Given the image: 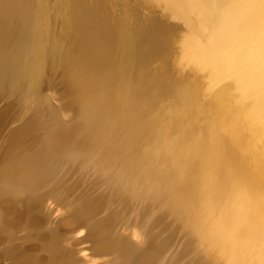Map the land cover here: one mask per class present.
<instances>
[{
  "label": "bare ground",
  "instance_id": "6f19581e",
  "mask_svg": "<svg viewBox=\"0 0 264 264\" xmlns=\"http://www.w3.org/2000/svg\"><path fill=\"white\" fill-rule=\"evenodd\" d=\"M27 1L41 8L30 23L17 10ZM94 1L100 20L73 28L55 0H0V87L15 91L22 111L35 108L41 88L61 92L66 85L74 109L71 116L59 102L42 107L38 101V114L5 137L17 114L0 107V159L7 161L0 179L57 197L56 212L81 195L78 177L92 173L77 176L80 158L92 163L89 168L106 162L104 185L113 173L117 179L116 189L110 181L105 186L103 198L80 196L83 205L73 219L60 216V230L68 234H40L32 227L40 235L31 238L45 251L32 263L91 264L92 252L86 258L79 253L88 241L89 251L100 255L97 264H228V253L264 264V0ZM19 64L30 84L15 85L12 72ZM56 84L64 86L59 91ZM95 182L98 189L102 184ZM153 184L164 188L167 200L151 199L149 206L144 198ZM5 192L0 220L7 230L25 225L30 231L37 213L24 212L28 201L21 209ZM121 195L129 210L112 213L108 202ZM36 199L32 203L42 202ZM97 218L105 222L91 230ZM94 231L102 238H94ZM55 242L74 252L65 254Z\"/></svg>",
  "mask_w": 264,
  "mask_h": 264
},
{
  "label": "rangeland",
  "instance_id": "374dc122",
  "mask_svg": "<svg viewBox=\"0 0 264 264\" xmlns=\"http://www.w3.org/2000/svg\"><path fill=\"white\" fill-rule=\"evenodd\" d=\"M59 1V2H58ZM93 0H55V4L56 3H58L57 5H59V6H57L58 7V9L59 10H61V13H62V16H64L63 18L64 19H66L65 21L66 22H68V24L69 25H71V27H73V28H82V27H85V26H87L88 24H91V23H94V22H98L99 20H100V14H99V9H98V7H96L97 5H95L94 6V4H95V1L94 2H92ZM32 2V3H31ZM30 2V5H29V2L27 1L26 3H19L18 4V6H17V10L18 11H20V13H21V16L26 20V22H32V20L33 19H35V17L37 16L38 17V13L40 12V6L39 5H37L36 6V4H35V2L34 1H31ZM34 4H35V6H34ZM23 5V6H22ZM29 5V6H28ZM33 5V6H32ZM21 6V7H20ZM25 6V7H24ZM24 9H23V8ZM30 7V8H29ZM38 7V8H37ZM35 8V9H34ZM36 8H37V10H36ZM27 10V11H26ZM32 12V13H31ZM35 12V13H34ZM29 13V14H28ZM37 13V14H36ZM26 14V15H25ZM27 16V17H26ZM36 17V18H37ZM27 18V19H26ZM21 53V54H20ZM20 55V57H21V55H22V51H20L19 53H18V56ZM41 56H43V53H41ZM19 63H21L22 64V62H21V60H19ZM41 63H43V61H40V64ZM19 66V67H18ZM20 67H21V65L19 64V65H17V67H15V69H13V72H12V77H13V75H14V77H13V80L15 81V85H18V86H20V85H22V84H30V82L32 81V79L31 80H29V78H26L24 75H23V73L20 71ZM1 69H2V64L0 63V77H4L5 76V73L4 72H1ZM17 69V70H16ZM20 71V73H18V72ZM2 75V76H1ZM17 79V80H16ZM20 79V80H19ZM29 80V81H28ZM24 81V82H23ZM21 82V83H20ZM19 83V84H18ZM56 86H57V88H58V90L60 91L61 89V87L62 86H64V85H62V84H56ZM6 86L4 85V86H1L0 87V91H1V93H3L5 96H3L2 97V99L0 98V107H2V108H4L5 110H7V111H9V112H11V111H13V113H15V114H17V116H16V118H15V120H17L16 122H15V120L13 121V122H15V123H12L11 125H10V128H8L7 129V131H5L4 133H3V135L5 134V137H8L9 136V133L13 130H11V131H9L10 129H11V127L12 128H17V127H19L18 125H22V122L23 121H25L31 114L32 115H37L38 114V110L40 109V106H46V104H47V102H48V105H52L53 107H55V104H57L58 102L59 103H61L62 105H63V107H64V109L65 110H67L68 112H69V114L72 116H74V109H73V107L71 108V106L72 105H69V104H71L70 103V99H71V95H69V94H71V93H67V92H70L69 91V89H68V87H66V85H65V89L66 90H68L67 92H66V90L64 89L63 90V87H62V90H61V92H55V91H53L54 92V95H53V97H52V94H53V92L51 91V90H47V88H45L46 90H44L43 91V89L41 88V93H40V98L38 97V101H40V103L38 102V101H36L37 103H35L34 104V107L36 108H33V105L30 107V105L29 106H25L24 107V110H20L21 109V106H19L18 105V103H16V98H14V96L15 95H13V94H16L15 93V91L14 90H11V93H10V91H8V93H10V94H8L7 93V91H6V89H4ZM16 86H14V88H15ZM7 88V87H6ZM5 90V91H4ZM51 91V95H49L48 97H49V99L47 98V96H46V94L48 93V92H50ZM64 91V93H63V96H65V97H63L62 96V94H58V93H62ZM13 92V93H12ZM42 92H44V93H42ZM65 93H66V95H65ZM49 94V93H48ZM47 94V95H48ZM62 98H60L59 96ZM43 96V97H42ZM46 96V97H45ZM68 97H69V99H68ZM6 98V99H5ZM10 98H14V99H10ZM45 99V100H44ZM55 99V100H54ZM66 99H67V101H66ZM3 100V101H2ZM9 100H11V101H9ZM12 100H14L15 101V104L16 105H13V102L14 101H12ZM42 100V101H41ZM48 100V101H47ZM54 100V103H51L52 101ZM5 101V102H4ZM8 101V102H7ZM51 101V102H50ZM68 101H69V103H68ZM12 102V103H11ZM4 103V104H3ZM50 103V104H49ZM39 105L40 104V106L38 107L37 105ZM69 105V106H68ZM4 106H6V107H4ZM16 108H15V107ZM42 106V107H43ZM10 108H11V110H10ZM14 108V109H13ZM20 108V109H19ZM32 108H33V110H32ZM15 109H17L16 111H15ZM22 113H21V112ZM34 111L36 112V113H34ZM73 111V112H72ZM17 112V113H16ZM22 114H24V115H22ZM24 119V120H23ZM74 120H76L77 118H73ZM16 124V125H15ZM14 125L16 126V127H14ZM71 128V127H70ZM70 128L68 129L69 131H70ZM78 133V130H74L73 131V135L74 134H77ZM4 137V138H5ZM3 142V139L0 141V143H2ZM83 155L85 154V153H83V152H81ZM80 153V154H81ZM98 161V160H97ZM88 162H90V161H88ZM94 162H96V161H94ZM84 163H86V162H84ZM83 162H82V158H80V160H79V164H80V166H81V169L79 170L80 172H78V170H77V176L79 175H81V171H85V173H86V170H87V172L89 171V170H91L90 172H94L93 174L91 173V175L90 176H85V175H83V176H81V177H78V179L76 180L79 184L81 183V184H83V183H85L84 185H79L78 186V184H77V182H75V185L77 186V187H79V190H81L82 192H81V198H83V201L85 200V201H87L88 200V198H89V200H90V198H95V199H97L98 197H99V195L101 196L103 193H104V195H102L101 196V198H103L104 196H105V194H106V192H107V189L110 187V186H106L107 184L109 185V181H110V185L112 184V186H115L116 184H115V182H117V179L115 178V173H113L112 175H111V178L108 180V183H106L105 185H104V183L103 182H105V180L103 179V176H102V173L104 172V165L106 164V162L105 163H100V161H99V164H97V163H94V164H96V167H100V165H101V168H96L95 167V165H93L96 169H93V168H89L90 166L92 167V163H87V164H84ZM4 165H7V161H6V159H0V167L1 166H4ZM85 165H89L88 166V168L86 167V168H84L85 167ZM98 165V166H97ZM82 167H83V169H82ZM100 169V170H99ZM93 170V171H92ZM100 171V172H99ZM99 172V173H98ZM84 173V174H85ZM94 176H97V177H94ZM113 176V177H112ZM86 177H88V178H86ZM98 177H99V179H102V181H99V179H98ZM102 177V178H101ZM81 178H83L84 179V181L81 179ZM92 178V179H91ZM95 178H97V179H95ZM113 178V179H112ZM85 179H87V180H85ZM90 179V180H89ZM95 179V180H94ZM116 179V180H115ZM92 180V181H91ZM112 180V181H111ZM2 181V182H1ZM7 181V182H6ZM80 181V182H79ZM94 181V182H93ZM95 181H97V183L98 184H102L101 186L100 185H98V189H97V185L95 184L96 182ZM115 181V182H114ZM5 182V183H4ZM11 182V183H10ZM90 183V182H92L93 184H94V186H93V184H92V186H90V188H89V185H91V183L88 185V183ZM101 182V183H100ZM113 182V183H112ZM2 183V184H1ZM15 184H16V186H15ZM18 184H22V183H18V182H12V179H10V178H6L5 179V181H4V178H3V180H1L0 179V192L1 191H3V192H5V190H6V194H8L9 196L8 197H11L12 199H16L17 198V202L16 203H18L17 205L21 208L23 205V209H26V211L25 210H23L24 212H28V213H37V221H36V223L33 225V226H31L30 228H29V230L31 231H28L27 230V228H28V226H25L24 225V227H26V229H24L23 228V225L22 226H18V227H15V228H12V229H10V230H7V227H6V225H5V223L3 222V221H1L0 220V264H34L35 262L33 261V263H32V260H34V259H36L37 257H39L41 254L42 255H44V253H45V251H44V248L42 249V247H43V245L41 244V243H34V241L36 242V239L37 238H31V235L32 234H34V236H36V234L37 235H40V234H42V233H44V234H48V233H50V232H52V231H54V230H56V231H54V232H52V233H59V234H61V233H63L64 234V232L66 233V234H68L69 233V229H67L68 231H66V229L65 230H60V227H59V225L60 224H58V223H60L61 222V220L63 221V219H61V218H63V217H60L61 215H63V214H68L69 213V215H68V218L69 219H71L72 218V215H76L80 210V208H81V205H83L82 204V201H80L79 200V202H81V204L77 207L78 208V210H75V211H73L74 209H77V208H74L73 206H77V205H75V204H77V203H79L78 202V199H79V197H77L76 199H75V197H73V198H71V197H69L70 199L67 201V204H66V206H65V208H59V210L60 211H57L56 212V208H58V207H54L55 206V201L56 200H53L52 201V199H57V197H54V196H51V195H49L48 193H37V191L38 190H36V191H27L26 189V187H25V185L23 186L22 185V187H23V189H22V187H21V189H19V187L18 186H20V185H18ZM57 184V183H56ZM56 184H53V186H55ZM114 184V185H113ZM8 185H10V188H9V186ZM49 185V184H48ZM16 187L17 188V190L14 188L13 189V187ZM83 186V187H82ZM103 186V187H102ZM105 186H106V188H105ZM154 186V187H153ZM153 186H151L152 188H150V192L145 196V198H144V201L145 202H147V203H149V206H151L150 204H153V202H152V200L154 199V200H156L158 203H161V201L163 202V201H165V200H167V198L164 196L165 194H166V192L164 191V188L160 185V184H153ZM159 186V187H158ZM92 187H94V189L95 190H93V188ZM96 187V188H95ZM102 187V188H101ZM116 187H117V185L115 186V187H112V188H114V189H116ZM4 188H6V189H4ZM82 188H84V189H82ZM103 188H105L104 190H103ZM111 188V189H112ZM161 188V189H160ZM8 189V190H7ZM10 189L12 190V192L10 191ZM25 189V190H24ZM88 189V190H87ZM97 189V190H96ZM22 190H24V191H22ZM98 190H103V191H101V192H98ZM110 190V189H109ZM156 190V191H155ZM158 190H159V193H158ZM94 191V192H93ZM20 192L22 193L21 195H20ZM154 192V193H153ZM10 193H14V197H13V195L12 194H10ZM96 193H98V194H96ZM100 193V194H99ZM151 193L153 194V195H151ZM161 193V194H160ZM26 194V195H25ZM38 194H40V196H38ZM86 194H88V195H86ZM92 194H94V195H96L95 197H91V196H93ZM156 194H157V196H156ZM31 195V196H30ZM36 196V197H33V196ZM48 195L50 196V198L48 197ZM91 195V196H90ZM162 195V196H161ZM153 196V197H152ZM28 197V198H27ZM40 198V200H42V202H44V201H46V203H44V205H42L43 203L40 201V203L37 201V202H33L32 203V201H35L34 200V198L36 199V198ZM53 197V198H52ZM160 197V198H159ZM163 197V198H162ZM165 197V198H164ZM20 198H24V199H20ZM84 198H87V199H84ZM100 198V197H99ZM119 198H121V200H119V202L120 203H122V207H120L119 205H118V201L117 202H115L114 201V203H113V200L111 201H109L108 202V210L109 211H111L112 213H115L116 211L117 212H126L127 211V209L129 208V207H127V204H128V206H129V203L128 202H130V201H128L127 199H125V197H124V195H121V197H119ZM75 199V200H74ZM124 199V200H123ZM152 199V200H151ZM19 200H21V201H19ZM25 201V202H27L28 201V203H30V204H26L25 202V204H23L22 205V203H23V201ZM37 200V199H36ZM49 202H48V201ZM88 200V201H89ZM151 200V202H149ZM153 200V201H154ZM51 201V202H50ZM75 201L77 202V203H75ZM124 201V202H123ZM22 202V203H21ZM68 202H72V203H75L74 205L73 204H71V203H68ZM113 204H112V203ZM35 203V204H34ZM36 203H38L37 204V206H36ZM42 203V204H41ZM119 203V204H120ZM21 205V206H20ZM45 205H47V207H48V209L49 208H52V210L51 209H49L48 211H45V210H47V207L45 206ZM49 205H51V207L49 206ZM54 205V206H53ZM116 205H117V207H116ZM125 205H126V207H125ZM26 206V207H25ZM30 208H29V207ZM44 206V207H43ZM41 207V208H40ZM43 207V208H42ZM70 207H72L71 209H70ZM80 207V208H79ZM109 207H111L110 209H109ZM21 208V209H22ZM55 208V210L53 211V209ZM121 208V209H120ZM124 208V209H123ZM125 208H127V209H125ZM139 208V211H140V213H142V212H144L145 210H143V207H138ZM226 208H230V206L229 205H227V207ZM31 209V210H30ZM39 209V210H38ZM72 210V212L71 211H69V210ZM114 209V210H113ZM119 209H120V211H119ZM36 210H38V212L36 211ZM41 210H43V211H45V212H43V211H41ZM58 210V209H57ZM126 210V211H125ZM129 210V209H128ZM31 211V212H30ZM67 211V212H66ZM69 211V212H68ZM133 211H138V209L136 210H132V213H136V212H133ZM139 211H138V213H139ZM41 212H43L44 214H42ZM48 212H53L52 214H53V216L51 215V213L49 214ZM58 212H60V213H58ZM65 212V213H64ZM170 212V211H169ZM172 212V211H171ZM224 212V211H223ZM222 212V213H223ZM41 213L42 214V216L44 215V216H46V214H47V216L46 217H43V218H41L42 216H41V214L39 215V214ZM74 213V214H73ZM221 212L219 213V215H218V217H222V216H224L225 214L223 213L222 214ZM226 213V212H225ZM232 213V215H233V213H235L234 214V216H235V218H238V215H239V213L237 212V211H235V212H231ZM231 213H229V214H227V216H230V214ZM50 216H49V215ZM56 214V215H55ZM59 214V215H58ZM58 215V216H57ZM40 216V217H39ZM73 216V217H74ZM233 216V217H234ZM51 217V220L53 221L52 223H50V221H49V223H48V218H50ZM56 217H60L59 218V220H58V218H56ZM71 217V218H70ZM172 218H174V215H172L171 216ZM171 217H170V220H169V222H167V224L165 223V226L166 225H168L171 221H172V219H171ZM232 216H230V218L232 219L233 218ZM224 218H225V216H224ZM230 219L229 217H226V219ZM235 218H233V219H235ZM39 219H41V221H39ZM67 219V218H66ZM73 219V218H72ZM58 221H60V222H58ZM94 221H97V222H93V223H91L89 226H90V229L92 230V228H93V226H94V224L95 223H99V222H105V221H103V220H99L98 218H97V220H94ZM227 221V220H226ZM229 221V220H228ZM57 222V223H56ZM229 223H231V222H229ZM47 225V226H49V227H44L43 225ZM49 224V225H48ZM50 224H51V226H50ZM96 224V225H97ZM38 225L40 226V227H38ZM58 225V226H57ZM76 225H77V223L74 225V227H75V229H77L78 227H79V225L76 227ZM39 228L40 230H38V229H36V232H38V233H40V234H38V233H36L35 231H34V229L33 228ZM42 227V228H41ZM54 227H55V229H54ZM56 227H58V228H56ZM5 228V229H4ZM24 229V230H23ZM50 229H52V231H50ZM94 229V228H93ZM3 231V232H2ZM25 231H27V232H25ZM34 231V232H33ZM50 231V232H49ZM6 232V233H5ZM8 232V233H7ZM24 233V236L23 237H21V238H25L24 240H22L21 238H20V236ZM30 232V233H29ZM90 232V231H89ZM32 233V234H31ZM96 233V234H95ZM28 234L30 235V237L28 236ZM98 234H100L99 232H97V231H94V234H92V236L93 235H95L94 236V238H96V239H101L102 238V236H103V234L101 233L100 235H98ZM4 235V236H3ZM27 235V236H26ZM33 236V235H32ZM101 236V237H100ZM26 237H29L30 239H32L33 241L31 242H29V240H28V238H26ZM37 237V236H36ZM99 237V238H98ZM164 239H166L165 237H163ZM35 239V240H34ZM27 241V242H24V241ZM38 242V241H37ZM90 242V241H89ZM30 243L32 244V245H30ZM86 243V242H85ZM264 242H262V244H263ZM33 244H34V246H35V248H34V246H33ZM40 244V245H39ZM55 244L57 245L58 243H56L55 242ZM87 244H89L88 243V241H87V243L85 244V248H84V245L82 244L81 245V247H80V249H79V253L80 252H83V254L82 255H84V258H86L87 257V255L88 256H90V254L91 253H89V252H92V254H91V256L93 255V256H96V257H88L87 258V262H89V263H93V264H97V262L100 260V255H99V253H98V251H94V250H92V251H89V250H91L89 247H86V246H89V245H87ZM59 245V244H58ZM58 245L56 246V247H58ZM62 244H60L59 246V248L61 249V247H63V250H64V247L65 246H61ZM148 245V244H147ZM38 246H39V248H38ZM263 247H264V244H263ZM263 247L261 246V248L263 249ZM66 248V247H65ZM69 248V247H68ZM262 249H259L262 253H264V249L262 250ZM62 250V249H61ZM69 249H67L66 248V250H64L63 252L65 253V254H67V252H65V251H68ZM84 250H86V252L84 251ZM88 250V251H87ZM69 251H73V250H69ZM68 251V253L69 254H71V252H69ZM219 251H220V249H219ZM219 251H217V252H215V254L214 255H218L219 257L221 256L220 254H219ZM222 252H223V250H221ZM220 251V252H221ZM259 251V252H260ZM74 252V251H73ZM85 253H87V255L85 254ZM89 253V254H88ZM94 253H96V254H94ZM98 253V254H97ZM73 254V253H72ZM38 255V256H37ZM86 255V256H85ZM230 255V256H229ZM232 255H234L233 257H235V258H233L232 257ZM264 255V254H263ZM34 256H36V258L34 257ZM98 256V257H97ZM226 256H228V258H227V263L228 264H239V262L242 264H245V263H250L249 261H245V259H244V261H243V259H241V257H239V255H235V253L233 254V253H228ZM226 256L224 255L223 257H220L219 259H221V258H226ZM90 258H92V259H94V261H91L92 259H90ZM232 258V259H231ZM264 258V257H263ZM96 260V261H95ZM98 260V261H97ZM235 260V261H234ZM239 260V261H238ZM243 262H242V261ZM86 261V260H85ZM220 261V260H219ZM230 261V262H229ZM237 262V263H236ZM91 263V264H92ZM252 264V263H251ZM254 264V263H253ZM256 264V263H255Z\"/></svg>",
  "mask_w": 264,
  "mask_h": 264
},
{
  "label": "snow or ice",
  "instance_id": "6c2138e0",
  "mask_svg": "<svg viewBox=\"0 0 264 264\" xmlns=\"http://www.w3.org/2000/svg\"><path fill=\"white\" fill-rule=\"evenodd\" d=\"M78 235H83V233L82 232H80V233H78ZM86 254V253H85Z\"/></svg>",
  "mask_w": 264,
  "mask_h": 264
}]
</instances>
